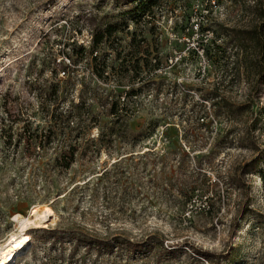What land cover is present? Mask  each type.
Returning a JSON list of instances; mask_svg holds the SVG:
<instances>
[{"label":"rangeland","instance_id":"374dc122","mask_svg":"<svg viewBox=\"0 0 264 264\" xmlns=\"http://www.w3.org/2000/svg\"><path fill=\"white\" fill-rule=\"evenodd\" d=\"M258 5L264 0H169L156 9L159 35H141L146 16L132 19L111 0H0V246L20 232L17 214L48 206L51 215L23 231L30 240L9 264H209L192 247L222 254L221 264H264V164L244 167L264 151V76L252 47L235 50L222 33L258 23ZM106 21L119 29L104 80L88 57L73 65L61 51L72 39L87 48L93 24ZM200 21L208 30L196 29ZM133 30L137 57L148 48L166 61L153 77L132 76ZM64 65L75 74L67 100L83 94L89 128L75 143L58 138L43 146L48 154L30 155L20 120L46 125L44 90ZM90 81L121 96L134 90L118 115L136 137L111 132L116 117L107 102L87 99ZM68 148L69 168L51 162L50 152ZM125 241L135 250L115 245Z\"/></svg>","mask_w":264,"mask_h":264},{"label":"trees","instance_id":"16d2710c","mask_svg":"<svg viewBox=\"0 0 264 264\" xmlns=\"http://www.w3.org/2000/svg\"><path fill=\"white\" fill-rule=\"evenodd\" d=\"M114 6L116 7H128L127 11L131 13L132 19L139 18L140 16L145 15L146 19L144 22L143 29L140 30V33H144V30L147 29V32L154 35H159V26L157 24L156 19V9L160 8L162 5L168 3L169 0H111ZM256 16L260 19L258 23L253 24L250 27L244 28H233L227 27L223 29V35H226L229 38V42L232 46H234L235 50L246 52L250 47L254 50L255 58H254V70L257 77L264 76V7L257 6ZM103 17H107L104 15ZM134 21V20H133ZM186 23L188 20L186 19ZM135 22V21H134ZM147 25V27H146ZM196 29L199 28L200 31H206L208 28L202 25V21L197 22L195 25ZM174 28H183V24H177ZM119 29L118 22L106 21L100 23H94L93 28L91 30V42L90 45L85 48L83 45H76V40L72 39V41L65 40L62 42V53L67 56L68 63L78 64L83 59L89 58L91 62V68L94 71V74L104 78L107 80L108 73H106L108 67H112L108 63V55L111 51H116V48H112L110 45L112 40L111 38ZM189 29H193V25L190 24ZM176 31L175 29H173ZM132 44H134L137 31L133 30L132 32ZM215 38H212L214 41ZM61 43V41H60ZM134 46V50L136 54H134V58L131 60L132 64V76H138L143 69H147L151 76H155L157 74L156 70L162 71L161 69L166 66V61L161 62L159 55L157 54V50L150 51L143 50L146 54L145 57H137L136 55L141 52L140 46L138 42H136ZM106 44L110 51H102V53H98L99 46ZM202 46L204 50V44H200L199 47ZM178 48V46H177ZM152 52H154L152 54ZM152 54V55H151ZM151 55V56H150ZM116 59L123 58L120 56V52L115 53ZM141 61V62H140ZM62 72V75H66L63 78H60L58 75ZM75 74L73 70H69L67 65H64L62 69H58L57 67L53 68V78L52 82L49 85L47 90H44L45 99L48 100L51 105V110L49 111V118L45 126H33L34 121L28 118L21 119L23 121L22 130L23 134L26 136L28 140L27 144L29 147L24 151L29 153L30 155L41 156L42 154H48V152L43 148L44 145H48L51 142H55L58 138L68 139L75 141L81 136L82 132L89 128V123L91 122V118L89 116L90 106L89 104L86 106V99L84 97L79 98L77 102H74L73 98L67 100V94L69 88H71L75 82L73 79ZM162 80L158 81L160 83ZM84 89H87V94L95 101H105L108 103V113L115 116L112 120V125L110 126L111 132L113 134H118L117 129L123 130V132H127L131 134V137H136L139 131H134L127 128V122L125 119H121L118 115L119 111L123 110L124 104L120 101V98L125 99V96L135 95L134 90H129L125 92L124 96L117 93L111 87H102L98 86L91 81L84 85ZM68 101V102H67ZM67 102V103H66ZM217 102H214L212 105H216ZM232 106L228 103L224 104L221 109L224 111H230ZM236 109H239L237 107ZM260 119V115H256L252 122L251 126H255ZM124 128V129H123ZM116 129V131H114ZM21 133V132H20ZM11 135V134H10ZM39 148V149H37ZM259 148H256V150ZM51 156L50 160L53 164H63L64 168H69L70 164L75 161L76 152L73 148L68 149H56L53 152L49 153ZM260 164H264V151L262 149L257 150L256 154L244 163V167L248 170H254L259 167ZM261 178H264V172L260 171ZM254 213H252L253 215ZM253 219L259 220L262 222V216L260 214H254ZM80 241V238L78 237ZM75 246L77 245V239L74 240ZM77 242V243H76ZM89 243L84 246H88ZM115 245L125 246L126 249L132 251L135 250V244L130 241H125L124 243L116 242ZM108 247H111L108 246ZM193 251L203 258H205L209 264H221V255L222 254H214L208 251L200 250L195 247H192ZM42 264H47L45 260Z\"/></svg>","mask_w":264,"mask_h":264},{"label":"bare ground","instance_id":"6f19581e","mask_svg":"<svg viewBox=\"0 0 264 264\" xmlns=\"http://www.w3.org/2000/svg\"><path fill=\"white\" fill-rule=\"evenodd\" d=\"M50 216L48 206L34 207L31 211V217L17 214L15 220L19 222L21 230L19 233H13L9 239L0 246V264H9L10 261H13L15 253L25 250L30 240V236L23 232L27 227L42 226Z\"/></svg>","mask_w":264,"mask_h":264}]
</instances>
